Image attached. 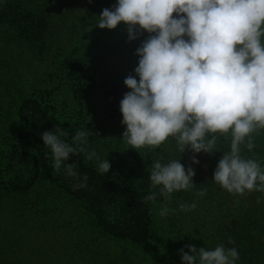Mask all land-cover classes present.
Returning a JSON list of instances; mask_svg holds the SVG:
<instances>
[{
    "label": "clouds",
    "instance_id": "9594fccd",
    "mask_svg": "<svg viewBox=\"0 0 264 264\" xmlns=\"http://www.w3.org/2000/svg\"><path fill=\"white\" fill-rule=\"evenodd\" d=\"M121 22L127 25L130 41L144 31L152 34L136 51L139 80L131 74L124 80L131 89L120 101L126 125L123 140L129 148L156 152L171 138L181 153L187 148L212 153L218 134L230 133L229 150L223 152L213 181L233 194L264 192V166L241 155V145L252 150L253 134L264 129V0H118L96 18L101 29H115ZM68 135L61 127L41 134L51 150L54 173L78 153L99 160L96 151L86 147L87 137L93 135L90 129L77 130L72 143L62 139ZM163 159L153 156L146 169L151 187L159 192H150L145 203L155 202L157 195L168 201L172 193L194 185L192 167L186 169L180 159ZM192 160L199 163L195 156ZM64 167L68 176L81 181L74 190L87 187V174L81 180L75 164ZM110 168L107 159L98 164L102 174ZM205 194L206 189L198 192ZM196 207L180 204L179 210ZM168 213L162 207L159 215ZM229 243L234 241L230 238ZM185 247L191 254L179 250L183 264H236L239 259L236 248L223 244L214 249Z\"/></svg>",
    "mask_w": 264,
    "mask_h": 264
},
{
    "label": "rangeland",
    "instance_id": "374dc122",
    "mask_svg": "<svg viewBox=\"0 0 264 264\" xmlns=\"http://www.w3.org/2000/svg\"><path fill=\"white\" fill-rule=\"evenodd\" d=\"M117 3L118 0H91V2L89 0H53L52 5H55L56 8L52 13L57 19L51 28L53 33L51 40L54 43L46 40L42 34L41 27L45 24L42 16L38 17L37 22H32V32L25 33V35L21 33L22 42L20 48L16 47L15 51L10 45L11 40L2 36L5 31L0 32V59L4 62L1 69V74L3 73L4 77H0V80L5 79L4 86L0 82V108L2 109L0 117L4 119L5 123L10 121V125H12L9 131L5 130L3 133L0 131V155L3 152V157L0 160V186L13 191L18 184L27 185L31 178L36 176L41 181V184L38 185L48 187L59 198L67 202L70 201L69 204L76 208L75 213H78V217L85 221L88 220V216L83 211L85 209L83 205L86 203V199H91L89 193L93 190L92 184L100 182L97 180L99 177L105 179L103 180L104 184L113 183L120 186L121 182L115 179V173L111 170L103 174L98 171L100 160L96 158L86 160L85 153H78L64 162V164L76 165L74 170L81 180L84 174L88 176L87 187L74 190L73 185L81 181L68 176L64 164L59 171L54 173L51 150L44 146L41 134L62 126L58 124V121L66 119L68 121L66 132L69 135L62 139L72 143L71 137L75 135V131L79 130L76 120L82 113L83 107H89L90 111H94L102 119L99 122L100 127L118 120L119 124L114 127L121 131L126 128L121 125L123 117L120 113V101L131 89L125 85L124 80L130 74L139 80V76L134 71L139 61L136 51L143 41L152 34L144 31L142 34L138 33V39L130 41L127 25L124 22H121L115 29H101L96 26V18L102 13V10L105 8L111 10ZM35 4L38 9L43 7L40 2ZM176 15V13L173 14L174 17ZM33 17L34 15H31L29 20H32ZM0 20H2L1 16ZM262 41H264V37H262ZM14 53H18V55L15 56ZM80 53H83L88 62ZM76 56L81 59L74 64L71 60ZM27 59L33 62L31 67L25 66ZM50 59H55L56 63L53 64ZM90 64L95 67L96 72L100 73L96 74L95 71L88 68ZM91 74H94L98 79L97 87L94 88L97 90L88 91L86 86L83 88L81 84L87 82V78ZM80 76L82 77L78 79ZM75 77L78 80L75 81ZM44 79L47 82L43 83ZM58 82H66L67 86L62 92L56 89ZM74 86L78 87L76 92L78 98L73 102V100L67 99L69 97L67 91L68 88L73 89ZM107 87L110 88V91H107ZM50 88L55 91L54 95L51 93L50 96L48 93ZM104 90H106L105 93ZM34 93L38 99L30 102L29 97ZM97 99L100 102H97ZM114 99L118 100L113 102ZM11 110H14V119L9 117ZM56 118L59 120L55 121ZM32 120H34L35 127L43 126L44 131L39 130L40 134L33 132ZM8 133H10V138L6 142ZM96 153L97 155L101 154L99 151ZM241 155L249 158V150L243 144L241 145ZM256 160L261 165L264 164V156L261 155ZM44 161L45 165L42 164ZM129 184L139 189L140 185L137 184L141 183L132 181ZM104 187L103 185L100 189L105 195L100 194V202L97 203L100 208L99 226L103 230L94 227L92 229L90 226L91 228H87L84 233L79 234V238H73L63 229H49L53 226L52 222H49L46 230L43 229L44 227L41 228L43 232L40 231L41 237H38V240L40 238L38 244L43 249H39L37 254L35 253L36 255L31 256L34 259L33 264H71L73 256L71 253L78 257L81 264H87L83 258L87 254H91L93 261L102 264L105 257L104 249L96 245L105 243L108 250L113 251L116 240H118L116 238H119L120 235L116 229L123 227L129 229L131 224L137 223L138 218L137 211H131L127 199L110 194L109 190ZM27 191H31L28 200L23 201L26 204L30 202L27 205L34 206L42 199V196L34 188H27ZM49 201L47 199L46 203L48 204ZM249 206L248 200H245L242 208ZM46 211L45 215L44 212H40L35 218V220H39V223H42V226L43 222L51 216V210L46 209ZM252 211L260 216V222L256 225L255 231L258 232L260 238L264 237V204L255 205ZM235 212L236 214L227 208L222 211L220 219H218L221 223L218 221L207 230L211 235L207 242L208 246H211L210 240H215L216 246L223 244L226 248H236L239 253L236 264H261L256 254L250 252L246 242L242 241L236 246L227 243L225 238L227 231L225 232L223 225H226L233 216L237 215L239 210ZM55 224L59 227L57 222ZM75 239L79 241L77 245H74ZM94 243L96 244L94 245ZM115 255L118 260L119 256Z\"/></svg>",
    "mask_w": 264,
    "mask_h": 264
},
{
    "label": "trees",
    "instance_id": "16d2710c",
    "mask_svg": "<svg viewBox=\"0 0 264 264\" xmlns=\"http://www.w3.org/2000/svg\"><path fill=\"white\" fill-rule=\"evenodd\" d=\"M36 2L42 3L43 7L41 9L35 7ZM52 4L53 0H0V16L2 18L0 20V32L5 31L2 36L11 40L10 45L14 51L16 47L20 48V43L22 42L20 39L21 33L25 35V33L29 34L32 32V22H37L38 17L41 16L44 17L45 22L44 26L41 27L42 34L46 40L52 42L53 33L51 28H53V24L57 21L53 15L54 13H52L56 7ZM31 15H34V17L32 20H29ZM34 50L35 48L33 47ZM80 54L83 55V53ZM14 55L17 56L18 53H14ZM79 56L72 58L71 62L76 64L81 59ZM84 60L88 62L85 56ZM50 61L53 64L56 63L55 59H50ZM31 64L33 62L29 59L25 61V66L31 67ZM3 65L4 62L0 59L1 78L4 77V74H1ZM88 68H91L96 74L100 73L96 72L95 67L91 66V64ZM78 79L75 77V81ZM97 81L98 79L95 78L94 74H91L87 78V82L81 84V86L83 88L86 86L88 91L97 90L94 89L97 87ZM0 82L4 86L5 79L3 81L0 80ZM45 82H47L46 79L43 80V83ZM66 86V82H58L56 89L62 92ZM106 89L110 91V88L107 87ZM77 90V86H74L73 89L68 88L67 94L69 97L67 99L74 102L78 98L76 96ZM105 92L106 90H104ZM48 93L51 96V93L54 95L55 91L50 88V90L48 89ZM29 99L31 102V100H36L38 97L34 93ZM117 100L114 99L113 102ZM97 102H100V100L97 99ZM81 112L76 120L77 128L79 130L90 129L93 133V135L87 137V150L99 151L101 153L98 154L99 160L107 159L110 162V170L115 173L113 175L116 180L121 182V185L113 183L104 184L105 181L103 180L105 179H101V177L97 179L100 182L92 184L93 180L90 181L93 186V190L89 193L91 199H86L87 201L83 205L85 208L83 211L88 216L87 221L78 217V213H75L77 210L69 204L71 203L70 201H64L56 193L50 191L48 187L38 185L41 184V181L36 176L32 177L27 185L18 184L13 191L6 190L0 186V264H33L34 259L31 256L42 248L38 244L40 242V238L38 240V237H41V232H43V229L46 230L47 223L49 222H52L53 225L49 229H63L64 232L69 233L70 237L73 238H79L81 232L84 233L87 228L91 227L92 229L94 227L102 231L103 228L99 226L100 208L97 203L100 202L99 195H105L103 190L100 189L103 185L105 186L104 188L109 190L110 194L127 199L131 211H137L138 218L137 223L131 224L129 229H126V227L116 229L120 235L119 238H116L119 241L116 240L117 242L113 247V251L108 250L107 245L104 243L105 241L103 242L104 244L96 245L104 249L105 257L102 264H183L179 250L183 248L184 251L191 254L185 245L193 244L198 249L200 247L208 249L216 247L215 240H210L211 246H208L207 242L211 235H209L207 230L219 221L220 214L225 208L235 214V211L239 210L237 215L233 216L226 225H223L225 232L227 231L225 237L227 243L230 244V238L234 241L230 245L236 246L237 243L246 242L250 252L255 253L261 264H264V237L260 238L258 232L255 231L256 225L260 222V216L258 213L252 211L255 205L264 204V192L245 191L244 194H233L224 190L213 181L214 171L223 156V152L229 150L230 133L218 134L220 135V139L216 145L217 150L212 153H195L190 148L181 153L176 146L175 140L169 138L160 148L156 149V152H153L148 147L140 149L142 155L138 150L129 148L130 146L123 140V133L126 131V128L121 131V129L114 127L116 124H119L118 120L116 122L110 121L111 123L108 125L100 127L99 122L102 119L94 111H90L89 107H83ZM13 114L14 110H11L10 119H14ZM121 117H123L122 113ZM3 120L0 117L1 133L5 130L9 131L12 128L10 121L5 123ZM54 120L57 121L59 119L56 118ZM67 123L66 119L58 121V124L62 125L60 127L65 131L67 130ZM121 125L126 127L122 122ZM31 128L37 134L44 131L43 126L39 125L35 127L34 120L31 122ZM253 135L255 136V147L249 150V158L256 160L261 155L264 156V129L259 130L258 133H254ZM9 138L10 133L6 136V142ZM157 155L163 156L162 162L164 163L172 159H180V162L186 169L189 166L192 167L195 171V176L193 177L194 185L189 190L174 192L168 201H165L162 196L157 195L155 202L149 201L145 203L144 198L150 192H159L158 188L153 189L151 187L149 180L150 173L146 170L153 163V156ZM194 156L199 160L198 164L193 163L192 158ZM2 157L3 152L0 155V160ZM42 164L45 165L46 162L44 161ZM132 181L141 183L137 184L140 185L139 189L129 184ZM27 188H34L42 196V199L36 202L34 206L27 205L30 202L27 204L23 202L28 200V196L31 193V191H27ZM205 189V195H198V192ZM47 199L50 200L48 204L46 203ZM245 200H248L250 204L248 208H242ZM72 203L77 205L75 202ZM191 203H196L197 205L194 210L187 212L179 210L180 204ZM162 207L169 209L167 216L161 217L160 215H156L161 211ZM46 209L51 210V216L43 222L44 225L42 226V223H39V220H35V218H37V214L40 212H44L43 214L45 215ZM173 209L175 211H172ZM55 222L59 224V227H57ZM218 223L221 222L219 221ZM223 240L225 239L223 238ZM78 243L79 241L75 239L74 245ZM105 250L107 251L106 253ZM114 253L119 256L118 260ZM71 254L73 255L71 264H81L78 261V257L73 253ZM83 258H85L87 264H100L97 261H93L91 254L85 255Z\"/></svg>",
    "mask_w": 264,
    "mask_h": 264
}]
</instances>
